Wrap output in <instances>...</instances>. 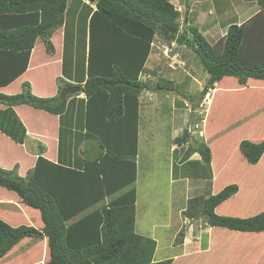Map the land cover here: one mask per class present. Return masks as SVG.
Instances as JSON below:
<instances>
[{"label": "trees", "instance_id": "1", "mask_svg": "<svg viewBox=\"0 0 264 264\" xmlns=\"http://www.w3.org/2000/svg\"><path fill=\"white\" fill-rule=\"evenodd\" d=\"M243 1L256 2L264 16V0ZM67 2L0 0L2 19L13 21L10 17L19 15L20 21L15 24L28 22L27 26L14 24L10 25L13 28L0 30V88L26 72L37 38L42 39L47 53L52 55L51 36L64 24ZM88 16L87 57L74 76L68 75L63 62V74L70 82L63 81L56 96L38 97L28 82L22 83V90L16 95L0 93V133L16 144H25L27 131L14 107L26 105L60 118L58 162L45 158V148L39 144L36 162L24 177L18 174L17 164L10 170L0 167V187L17 195L24 206L38 211L42 223L37 230L26 225L12 227L0 220V259L24 239H45L43 264L186 262L191 258L155 262L156 241L135 232L137 193L133 185L137 179L141 125L139 97L149 85L140 77L145 73L153 43L157 36H163L168 47L175 43L195 54L208 76L202 99L224 77H236L241 85L249 79L264 81V60L244 57L243 26L229 25L215 45L208 43L190 19L184 20L180 28L181 14L169 0H96L95 10ZM84 18L85 13L82 23ZM172 33H177L176 39L167 37ZM154 90L174 91L173 82L159 78ZM81 93L86 98L84 115L80 130L74 133L72 147L93 141L101 153L95 159L84 156L72 164L63 160L61 148L64 128L72 113L68 100ZM199 140L194 139L191 145L183 134L173 140L178 146L187 144L178 163L183 165L186 176L211 179V152ZM239 151L248 164L256 165L264 154V140H242ZM195 153L200 161H188ZM237 192V185L232 184L206 199H190L182 215L189 220L204 217L213 229L264 233V212L247 218L215 213ZM177 237L181 244L184 231L180 230Z\"/></svg>", "mask_w": 264, "mask_h": 264}, {"label": "crops", "instance_id": "2", "mask_svg": "<svg viewBox=\"0 0 264 264\" xmlns=\"http://www.w3.org/2000/svg\"><path fill=\"white\" fill-rule=\"evenodd\" d=\"M169 1L176 9L179 6L182 7V0ZM187 1L186 7L188 11L186 13L187 16L185 21H188V19L191 18L190 16L193 15L192 8L194 4H200L202 1L204 3V11L196 14L194 19H192L193 25L197 27L198 31L204 37H207V35H210L211 33L221 31L222 28L224 29L225 35L226 27H223V24L217 20L219 17H216L219 16L216 14V11H218L222 17H227V27L231 24H236L238 26H243L244 29H246V37L243 44L244 57L251 61L264 60V16L261 8L256 4V2H246L243 0H209L212 1L210 5L212 7H207V3H209L208 0ZM94 10L95 2L90 4L87 0H68L66 11L64 13V24L51 36V42L54 50L52 55L47 53L42 39L37 38L31 51L26 72L10 85L1 87L0 93L5 95H16L21 92L22 83L28 82L34 95L42 98H51L56 96L59 87L63 84V81L70 82L63 74V62L66 64L68 75L74 76V72L78 65H81L82 60L87 57L88 15L90 11ZM81 13H85L86 18H84L85 22H81L80 25L79 17ZM260 14H262V16H259ZM13 16L14 17H10V19H15L13 21L2 19L0 17V30L13 28V26L10 25H14L17 21H20L18 20L21 18L19 15ZM201 17H203V19L206 18L207 21L199 23ZM15 25L27 26L28 22H19ZM80 29L82 30L81 33ZM186 49L192 52L190 49ZM152 55L153 53L151 52L145 65V73L143 74L146 75L147 78L152 75L153 71L150 67ZM143 75H141V77ZM187 76L192 78L189 73ZM207 79L208 76L205 74V80L201 81L200 84V94L207 84ZM194 81L196 82V80ZM149 89L150 85H148V88L145 90ZM208 92L210 93L209 105L205 112H201L200 116H203L201 117V120L198 119L194 125L198 129L199 137L202 136L205 138L207 143H203L210 149V168L212 178L199 179L186 176L182 169L183 165L179 164V161H177L176 165H174L175 163H173L172 159L171 183H184L183 187L188 193L186 204L178 211V217L183 224H190L188 231H186V229L184 231L182 243L178 244L176 247L179 253L173 259L176 260L178 258L187 257V254L182 252V248H184L189 235L194 233L197 237L198 243L202 244V249L193 253L197 254V258H191L186 262H182L183 264H215V261L218 262L216 264H223L214 257L215 250L217 251L219 249H223V251L228 252H236L238 256H234L233 253H231V257L233 261L238 260V264H264V233H234L224 229L217 230L209 227L206 224L204 217H197L189 220L182 215L183 211H185L187 207V202L190 199H206L211 195H215L229 184L237 185L238 192L215 209L217 215L247 218L264 212V154L256 165L248 164L239 151V143L242 141L241 138L235 139L232 137L235 130L228 133L230 128L232 129L234 125L238 124V122L233 123L234 118H236L237 115L242 116L239 112L244 104H246V108H251V111L255 109L254 107L264 105V81L249 79L244 85H241L238 83L236 77H224L219 82L215 83L213 89ZM169 93L177 100V95L174 91H169ZM141 96L139 97L140 120L142 119ZM199 99L202 100V95ZM85 100L86 98L82 93L79 96H73L68 100L72 113L66 123L67 128H64L65 133L63 136V145L66 147L68 146L71 152L68 157L63 156V160L72 164L77 163L80 159L84 158V156L87 159L92 160L100 155L99 153L96 154L93 147L87 150L84 146L86 143H81L77 148H74V146L72 147V143L75 142L74 133L77 130H80V125L83 121L82 110L84 109ZM183 102L185 104L191 103L188 98L183 100ZM173 103L175 104V102ZM247 104L254 105L248 106ZM246 108L244 109V112H248ZM262 110H264V106L263 109L260 107L257 110L260 114L259 116H255L258 113H254L249 118L257 117L256 119H259L262 116L264 117V111ZM14 111L26 128L27 139L25 144L19 145L0 133V167L10 170L17 164L18 174L21 177H24L27 171L32 169L36 162V158L39 153V144L45 148L43 153L45 158L52 162H58L60 118L41 110H35L26 105L16 106L14 107ZM197 111L199 113V110ZM242 118L246 119V117ZM77 125L79 127H76ZM260 134H262V132L254 131L252 137H255V141L252 142L259 143L263 141L264 136L257 138ZM199 141L201 142V140ZM222 141H224V143H222ZM228 144L230 148L232 146V150H227ZM173 145L177 150L172 148V152L173 154L175 153L174 155H177L176 153L178 152L176 151L181 149L183 146H178L176 144ZM79 149L81 151H79ZM236 151H239V153ZM80 152L84 153V155H81ZM234 159H236L234 163L237 164L235 168L232 164V160ZM188 161H200V157L197 153H195L188 159ZM251 166L252 168H250ZM236 168L239 176H232L231 172H233ZM248 168H250L251 171L248 170ZM200 183L202 186L199 185ZM203 185L207 186L203 188ZM0 196L6 197V199L0 198V220L13 227L26 224L27 226H33L37 230L42 228L40 214L38 211L24 206L17 195L1 187ZM24 211H30L34 214L36 222L34 223L29 221L27 217L23 216ZM181 215L184 219H181ZM200 218L204 219V222L200 223ZM183 220L185 222H183ZM213 231H217L221 234V236L214 237L211 235ZM223 238L224 241H220V239ZM231 238L238 240V247L236 246L237 248L228 247L227 244ZM37 245H42V256L44 258L47 249L45 239H24L6 256L0 259V264H13L14 262L12 260L14 259V261H16L15 259H20L21 257L18 256L23 250L29 248L30 246H33L34 248ZM206 252L210 253L207 260L199 256L200 253ZM38 262L36 264H38Z\"/></svg>", "mask_w": 264, "mask_h": 264}, {"label": "rangeland", "instance_id": "3", "mask_svg": "<svg viewBox=\"0 0 264 264\" xmlns=\"http://www.w3.org/2000/svg\"><path fill=\"white\" fill-rule=\"evenodd\" d=\"M189 1L191 2V0ZM187 2V0H182V7L179 6L177 8L181 14L178 19L180 28L183 26V22L187 16ZM211 3L212 1H209L207 7H212L210 6ZM203 5V1L200 2V4L193 5V15L190 16V20L194 19L196 14L204 11ZM216 14L219 15L216 16L219 17L217 20L223 24V27L227 28V17H222L218 11H216ZM83 16L84 13L81 14L80 25ZM202 19L203 17H201L199 23L207 21L206 18ZM81 32L82 30L80 29V33ZM223 35L224 29L222 28L221 31L211 33L205 38L210 44L215 45ZM165 45H168V43L163 39V36H157L153 43V55L150 61V67L153 70L152 75L149 78H147L146 75L141 77L142 81L149 82L150 89L145 90L141 96L142 119L139 136V154L137 158V179L133 185L137 193L135 232L156 241L157 246L153 258L155 261L173 259L176 257L179 253L176 248L179 244L177 241V234L180 230L185 231L186 229V231H188L190 228L189 223L186 225L183 224L178 217V211L185 206L186 199L188 198V193L183 187L184 183H171L172 159L173 163L179 161L187 144L183 145L181 148L182 150L179 149L181 151H176L179 154L176 153L177 155H174L175 153L173 154L172 150L176 149V147L173 145V140L180 137L184 131L187 130L188 143L191 145H194V139H200L201 142L207 143L204 137H199L198 129L194 125L200 117H203L198 114L196 108L201 102L199 99L201 96L199 89L201 88V81L205 80V73L199 65L198 59L192 52L172 43L174 49H172L171 52L165 53ZM188 73L196 82L191 77L187 76ZM159 78H164L173 82V89L177 95V100L175 97H172L169 92L166 93L154 90L156 81ZM186 98H188L191 103L185 104L183 100H186ZM173 102H175V104ZM245 105L246 104L243 105L239 112L242 116L237 115V117L234 118L233 123L238 122V124L234 125L232 129L230 128L228 133L235 130L232 135L235 139L241 138V140L255 141V137H252L254 131L262 132L257 138L264 136V117L262 116L259 119H256L257 117H249L254 113H258L257 110L260 107L263 109L264 105L254 107L255 109H253V111H251L249 107L246 108ZM247 105L250 106L254 104ZM245 108L248 112H244ZM259 115L258 113L255 116ZM242 117H246V119ZM222 143H224V141H222ZM84 146L87 150L93 147L96 154L101 153V149L93 141H87ZM227 150H232V146L230 148L228 144ZM79 151L81 150L79 149ZM70 152L71 150L68 146H62L61 153L63 156L68 157ZM236 152L239 153V151ZM80 154L84 155L82 152H80ZM235 160L236 159L232 160L234 168L237 165L234 163ZM250 168H252V166ZM250 168H248V170L251 171ZM231 173L232 176H239L237 168ZM199 185L202 186L201 183ZM206 186L207 185H203V188ZM0 198L6 199V197L3 196H0ZM105 203H107V200L102 202V204ZM23 216L27 217L29 221L36 222L35 215L30 211H24ZM180 217L184 219L182 215ZM200 219V223L204 222V219ZM183 222L185 221L183 220ZM211 235L214 237L221 236L217 231H213ZM220 241H224V238L220 239ZM227 245L229 248L238 247V240L231 238ZM201 249L202 244L198 243L197 237L193 233L187 238L182 252L187 254V258H184L188 259L197 256V254L193 253ZM42 251V245H37L34 248L30 246L21 252L18 256L21 257L20 259H15L16 261H14V259L12 260L14 262L13 264H36L38 261V264H43L44 258L42 256ZM231 253H233L234 256H238L236 252H228L219 249L217 251L215 250L214 257L223 264H238V260L233 261ZM209 255V252L199 254V256L203 257L205 260L209 258ZM184 258L178 259L181 260ZM216 263L218 262L215 261V264ZM176 264L183 263L178 261Z\"/></svg>", "mask_w": 264, "mask_h": 264}, {"label": "built area", "instance_id": "4", "mask_svg": "<svg viewBox=\"0 0 264 264\" xmlns=\"http://www.w3.org/2000/svg\"><path fill=\"white\" fill-rule=\"evenodd\" d=\"M172 47H173V46L168 47V45H165V47H164V52H165V53H167V52H171ZM209 96H210V93L207 92V93L204 95L203 99L201 100L200 104H198V109H199V113H198V114H201L202 111L205 112V108L209 105V99H210Z\"/></svg>", "mask_w": 264, "mask_h": 264}, {"label": "water", "instance_id": "5", "mask_svg": "<svg viewBox=\"0 0 264 264\" xmlns=\"http://www.w3.org/2000/svg\"><path fill=\"white\" fill-rule=\"evenodd\" d=\"M87 1H88L90 4H93L96 0H87ZM176 35H177V33H172L171 36H168V38H170V39H176ZM187 132H188V131L185 130L184 133H183L185 139L188 138V133H187Z\"/></svg>", "mask_w": 264, "mask_h": 264}]
</instances>
